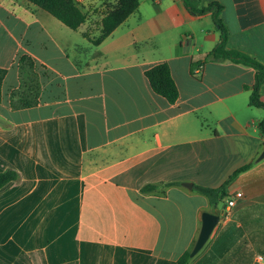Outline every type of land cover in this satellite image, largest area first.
<instances>
[{
  "label": "crops",
  "instance_id": "obj_1",
  "mask_svg": "<svg viewBox=\"0 0 264 264\" xmlns=\"http://www.w3.org/2000/svg\"><path fill=\"white\" fill-rule=\"evenodd\" d=\"M212 1L225 46L264 64V0L198 5ZM218 40L211 12L184 0H139L98 45L28 0H0V171L19 173L0 187V264H177L203 211L221 218L187 264H264V108L248 102L252 66L205 60ZM23 53L36 63L39 101L13 110ZM161 62L173 103L145 75ZM249 163L226 185V197L241 192L231 207L194 188Z\"/></svg>",
  "mask_w": 264,
  "mask_h": 264
},
{
  "label": "trees",
  "instance_id": "obj_2",
  "mask_svg": "<svg viewBox=\"0 0 264 264\" xmlns=\"http://www.w3.org/2000/svg\"><path fill=\"white\" fill-rule=\"evenodd\" d=\"M38 7L46 10L65 26L73 30H80L81 34L93 45H98L131 13L137 10L139 0H103L98 6L82 8L81 0H28ZM187 9L194 14L211 12V17L219 33V40L212 50L205 55V60L231 59L250 65L254 68V82L250 89L249 104L264 108V101L260 99L259 87L264 83V64L250 55L237 49H229L225 46L227 28L220 18L221 4L212 1L206 6H199V0H184ZM200 62L191 63V73L195 74L196 66ZM19 84L9 92L8 102L11 109H22L35 106L39 101L41 89L36 63L32 56L23 53L17 59ZM6 68L0 67V101L1 84L5 76ZM145 75L154 92L165 97L169 102H175L179 92L167 63H157L147 70ZM258 128L264 132V116L259 120ZM250 166L246 164L239 167L219 186L209 187L194 185V188L203 193L211 205L215 206L223 202L228 192L226 185L239 172ZM19 177V173L11 168L0 171V187ZM173 183H166L170 185ZM156 188L155 184H146L141 187L143 192H149ZM190 259L189 251L185 250L178 258L177 264H187Z\"/></svg>",
  "mask_w": 264,
  "mask_h": 264
},
{
  "label": "water",
  "instance_id": "obj_3",
  "mask_svg": "<svg viewBox=\"0 0 264 264\" xmlns=\"http://www.w3.org/2000/svg\"><path fill=\"white\" fill-rule=\"evenodd\" d=\"M264 157V149L261 151L259 158ZM183 184L187 187H191V183L183 182ZM221 215L218 213L210 212V211H203L201 214V227L198 233V236L195 240V243L190 250V256L196 254L199 249L204 245L206 240L208 239L210 233L212 232L215 225L218 223Z\"/></svg>",
  "mask_w": 264,
  "mask_h": 264
},
{
  "label": "built area",
  "instance_id": "obj_4",
  "mask_svg": "<svg viewBox=\"0 0 264 264\" xmlns=\"http://www.w3.org/2000/svg\"><path fill=\"white\" fill-rule=\"evenodd\" d=\"M240 196H241V192L240 191H236L233 195H230V196L226 197L225 206L226 207H231L235 203V198L236 197H240ZM257 257L259 259L261 258L260 255H258Z\"/></svg>",
  "mask_w": 264,
  "mask_h": 264
},
{
  "label": "rangeland",
  "instance_id": "obj_5",
  "mask_svg": "<svg viewBox=\"0 0 264 264\" xmlns=\"http://www.w3.org/2000/svg\"><path fill=\"white\" fill-rule=\"evenodd\" d=\"M260 153H261V152H260ZM260 153H259V155H260ZM259 155H258V157H259ZM258 157H257V158H258ZM262 158H263V157L259 158V160L262 159Z\"/></svg>",
  "mask_w": 264,
  "mask_h": 264
}]
</instances>
